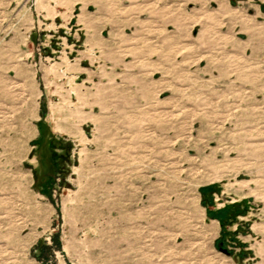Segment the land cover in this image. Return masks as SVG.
<instances>
[{"label": "rangeland", "instance_id": "obj_1", "mask_svg": "<svg viewBox=\"0 0 264 264\" xmlns=\"http://www.w3.org/2000/svg\"><path fill=\"white\" fill-rule=\"evenodd\" d=\"M262 5L0 0V264H264Z\"/></svg>", "mask_w": 264, "mask_h": 264}, {"label": "trees", "instance_id": "obj_2", "mask_svg": "<svg viewBox=\"0 0 264 264\" xmlns=\"http://www.w3.org/2000/svg\"><path fill=\"white\" fill-rule=\"evenodd\" d=\"M264 7V5H262ZM41 126V136L38 138V145H45L47 149V154L46 152L40 154V159H41V164L44 168V174H43V179L41 180V187L49 188L50 184L53 182L55 174L61 171V167L64 164V161L62 164L59 162V158L61 156L66 157V153L63 152H58L56 151V142L53 141L52 139H48L47 141H44V125ZM51 136H53L51 134ZM62 150L64 149L63 146H59Z\"/></svg>", "mask_w": 264, "mask_h": 264}]
</instances>
